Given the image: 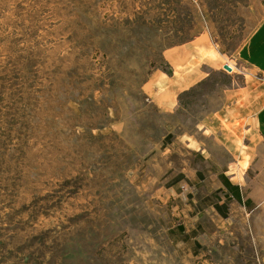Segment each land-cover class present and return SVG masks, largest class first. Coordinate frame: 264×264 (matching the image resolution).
Instances as JSON below:
<instances>
[{
  "label": "rangeland",
  "instance_id": "1",
  "mask_svg": "<svg viewBox=\"0 0 264 264\" xmlns=\"http://www.w3.org/2000/svg\"><path fill=\"white\" fill-rule=\"evenodd\" d=\"M263 17L264 0H0V264H264V206L168 232L169 181L215 166L176 136L208 131Z\"/></svg>",
  "mask_w": 264,
  "mask_h": 264
},
{
  "label": "crops",
  "instance_id": "2",
  "mask_svg": "<svg viewBox=\"0 0 264 264\" xmlns=\"http://www.w3.org/2000/svg\"><path fill=\"white\" fill-rule=\"evenodd\" d=\"M232 57L240 60V67H234L240 78L223 88L222 104L205 121L208 131H203L201 139L176 136V140L185 136L186 154L199 153L208 166L215 159L213 169L184 166L169 181L175 194L171 201L174 223L168 232L176 242L191 243L204 233L205 211L221 221L235 207L249 215L264 206V17ZM207 178L210 181L205 183ZM181 181L188 189L185 201Z\"/></svg>",
  "mask_w": 264,
  "mask_h": 264
}]
</instances>
